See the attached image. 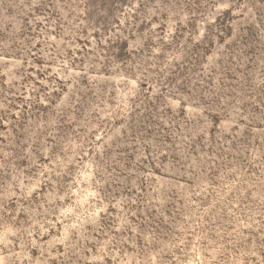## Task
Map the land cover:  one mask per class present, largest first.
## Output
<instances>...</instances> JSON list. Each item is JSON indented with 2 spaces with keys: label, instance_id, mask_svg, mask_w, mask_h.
I'll use <instances>...</instances> for the list:
<instances>
[{
  "label": "rangeland",
  "instance_id": "374dc122",
  "mask_svg": "<svg viewBox=\"0 0 264 264\" xmlns=\"http://www.w3.org/2000/svg\"><path fill=\"white\" fill-rule=\"evenodd\" d=\"M0 264H264V0H0Z\"/></svg>",
  "mask_w": 264,
  "mask_h": 264
}]
</instances>
